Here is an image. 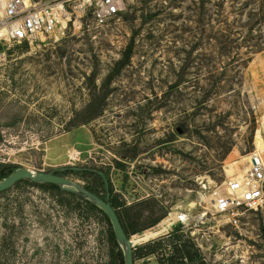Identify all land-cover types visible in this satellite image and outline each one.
Here are the masks:
<instances>
[{
	"label": "rangeland",
	"instance_id": "374dc122",
	"mask_svg": "<svg viewBox=\"0 0 264 264\" xmlns=\"http://www.w3.org/2000/svg\"><path fill=\"white\" fill-rule=\"evenodd\" d=\"M64 1L75 22L85 0ZM74 22L58 38L0 45V165L104 195L100 171L125 206L155 199L165 217L130 238L164 222L134 249L166 245L135 264H161L180 233L199 248L192 264H264V212L240 230L209 211L181 231L169 219L179 207L202 215L201 181L221 185L264 154V0H136L102 28ZM108 229L64 191L0 193V264H109Z\"/></svg>",
	"mask_w": 264,
	"mask_h": 264
},
{
	"label": "built area",
	"instance_id": "2783aa9c",
	"mask_svg": "<svg viewBox=\"0 0 264 264\" xmlns=\"http://www.w3.org/2000/svg\"><path fill=\"white\" fill-rule=\"evenodd\" d=\"M135 1L85 0L77 6L81 14L74 22V12L64 0H0V45L58 38L78 21L82 26L99 29L119 19ZM86 16L88 20L83 23ZM200 185L201 192L209 196L205 211L194 217L190 209H174L169 214L171 225L190 227L193 221L203 223L209 211L240 230L248 224L250 214L264 212V160L258 151L251 152L244 168L227 175L221 185L205 181Z\"/></svg>",
	"mask_w": 264,
	"mask_h": 264
},
{
	"label": "trees",
	"instance_id": "16d2710c",
	"mask_svg": "<svg viewBox=\"0 0 264 264\" xmlns=\"http://www.w3.org/2000/svg\"><path fill=\"white\" fill-rule=\"evenodd\" d=\"M17 168L19 167L0 165V180L10 175ZM55 173L61 175L60 172H55ZM97 173H99L98 175H100L102 180L104 179L103 186L105 188L107 187V184H108L109 192L111 195L110 202L112 206L115 208L120 218V221L124 227V230L129 238L131 237L132 234H136L149 227L156 225L158 222H160L165 217V214L156 215V206L158 205L157 204L158 202L155 199L142 200V201L134 203L131 206H125L124 203L120 202L117 196L113 194V190L111 188V181L110 180H108V182L105 181L106 180L105 173L100 172V171H98ZM21 182H28L34 186H38L42 188L43 187L54 188L60 192H63V190L61 191V188L58 185L52 184V183H34L28 179H25V180L18 182L17 184ZM85 187L89 189L90 191L100 195L103 198L107 197L108 191L104 195H101L94 188H91L88 186H85ZM66 193L69 194V196L79 200V202L85 204V206H87V209L90 210L91 212H98L104 216V218L107 220L109 224L108 241L110 243V254L109 255L111 257L109 264H118V263L125 264L124 257H123V251L115 238V234H114L111 221L109 217L105 214V212L101 210L99 207L90 203L88 200H85L70 192H66ZM148 209L150 210V212L148 213L149 215H146L145 212ZM176 231H181L180 225L177 227ZM167 239L173 243V247H172L171 254L166 258L164 257L162 258L161 264H192V262H194L195 260H198V257L200 255L199 248L196 247V245L192 243L190 239L183 236L182 233L174 235L171 238L169 236ZM165 245L166 244L162 243V241H159V242L154 241L153 243L147 245L144 248V251L140 252L139 254L137 252V249H134V258H136L139 255L153 253ZM201 264H205L204 261H202Z\"/></svg>",
	"mask_w": 264,
	"mask_h": 264
},
{
	"label": "water",
	"instance_id": "95a60500",
	"mask_svg": "<svg viewBox=\"0 0 264 264\" xmlns=\"http://www.w3.org/2000/svg\"><path fill=\"white\" fill-rule=\"evenodd\" d=\"M28 179L34 183H52L58 185L61 190L73 193L85 200H88L93 205L99 207L109 217L115 238L123 251L124 263L135 264L134 247L135 243L132 238L126 234L120 218L110 202V192L106 198L90 191L85 186L74 182L73 180L56 174L54 172L34 171L30 168L19 167L10 175L0 180V193L14 187L18 182ZM108 188V184H107Z\"/></svg>",
	"mask_w": 264,
	"mask_h": 264
},
{
	"label": "bare ground",
	"instance_id": "6f19581e",
	"mask_svg": "<svg viewBox=\"0 0 264 264\" xmlns=\"http://www.w3.org/2000/svg\"><path fill=\"white\" fill-rule=\"evenodd\" d=\"M259 152V151H258ZM262 157H263V160H264V154H262L261 152H259ZM234 172V168L231 166V168L229 167L227 169V173L230 175ZM159 227L161 226V229H158V230H147L145 232V234L142 236V237H139V238H136L134 241V243L136 244L138 241H145V240H148L150 238H153V237H156L157 235H159L162 231L166 230V227L164 225V222H161L159 225Z\"/></svg>",
	"mask_w": 264,
	"mask_h": 264
}]
</instances>
